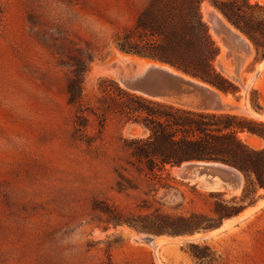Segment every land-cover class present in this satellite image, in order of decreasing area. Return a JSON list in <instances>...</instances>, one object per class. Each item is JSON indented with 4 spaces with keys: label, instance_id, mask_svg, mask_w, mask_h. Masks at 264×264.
I'll return each instance as SVG.
<instances>
[{
    "label": "rangeland",
    "instance_id": "374dc122",
    "mask_svg": "<svg viewBox=\"0 0 264 264\" xmlns=\"http://www.w3.org/2000/svg\"><path fill=\"white\" fill-rule=\"evenodd\" d=\"M147 2L0 0V264H264V203L197 238L264 201L253 174L244 178L237 169L242 188L225 196L181 179L176 166L160 178L139 172L126 163L122 139L142 130L112 116L100 133L89 116L83 140L74 136L67 92L74 70L80 62L86 66L84 102L94 101L101 78L120 84L115 35ZM203 5L221 14L210 0L201 4L220 53ZM248 41L252 53L245 64L247 51L237 67L233 57L214 61L237 88L234 94L216 90L228 98L223 104L235 108L193 110L264 122V54ZM88 137L90 144L84 141ZM238 137L254 150L264 148V139L255 134L243 131ZM232 205L243 209L208 230L172 234L170 227L180 223L166 219L196 214L202 219L190 223L202 227L213 223L215 208ZM147 236L163 241L154 247Z\"/></svg>",
    "mask_w": 264,
    "mask_h": 264
},
{
    "label": "trees",
    "instance_id": "16d2710c",
    "mask_svg": "<svg viewBox=\"0 0 264 264\" xmlns=\"http://www.w3.org/2000/svg\"><path fill=\"white\" fill-rule=\"evenodd\" d=\"M203 1L148 0L133 23L115 35L116 48L159 62L224 94H234L236 86L214 66L219 48L202 18ZM210 3L250 40L256 52L260 50L264 54V4L257 0H210ZM85 70V64L80 62L67 85L68 103L74 108L76 138L83 140L89 116L97 122L99 133L112 116L122 124H132L142 130V135L122 139L128 155L126 163L139 172L160 178L168 168L184 161L212 160L235 167L244 178L253 174L255 189H264V148L254 150L238 137L239 132L247 131L264 139V122L149 98L107 77L99 80L94 101L84 102L82 75ZM84 141L90 144L91 137ZM242 209L240 205L215 208L213 223L202 227L190 223L202 219L196 214L166 219L180 223L170 227L172 234L193 233L212 229L221 219L234 216ZM161 232L164 231H156Z\"/></svg>",
    "mask_w": 264,
    "mask_h": 264
},
{
    "label": "water",
    "instance_id": "95a60500",
    "mask_svg": "<svg viewBox=\"0 0 264 264\" xmlns=\"http://www.w3.org/2000/svg\"><path fill=\"white\" fill-rule=\"evenodd\" d=\"M238 32L243 36L240 31ZM231 34L233 40H239L241 42L238 37H236L233 33ZM227 38L229 39L226 34L221 35V40L225 44H228ZM233 53L232 50H228L225 55L233 57V63L237 67L240 60L239 58H236ZM132 67V70L127 74L120 72L117 75V79L120 84L129 91L191 109L205 110V108H207L213 111H229L235 108L231 105L222 106L217 101L215 93L209 88L203 87L199 83L189 78H185L180 74L172 73L163 67L147 65L139 72L136 64H133ZM232 79L236 80L234 77ZM204 96H209V104L199 101ZM175 168H177L178 177L181 179L186 180L189 183L191 181H196L195 183H192L195 186H197L198 183L196 179H201L200 181L202 183L200 187H204L210 191L214 185V181L218 183L219 189L224 192L230 190L233 191L240 184V178L233 170L237 169L219 161L190 160L182 162ZM145 239L148 242V240L152 238L147 236Z\"/></svg>",
    "mask_w": 264,
    "mask_h": 264
},
{
    "label": "bare ground",
    "instance_id": "6f19581e",
    "mask_svg": "<svg viewBox=\"0 0 264 264\" xmlns=\"http://www.w3.org/2000/svg\"><path fill=\"white\" fill-rule=\"evenodd\" d=\"M259 1L264 3V0H259ZM203 11H204L205 19L212 25V27L214 26L213 28H214V31H215V39H216L217 43H219L220 48L222 49L220 51L219 55L217 56V60L220 61L223 56H226L225 54H226L227 48H228V50H232V53L235 51L233 54L235 55L236 58H239V60H240L239 65L242 62L244 53L247 51L246 55L244 57L243 63H242V64H245L249 60V58L251 56V53H252V48H251V44L249 43V41L244 36H242L236 29H234L230 24H228L224 20V18L216 12L215 9H211L209 6H207V5L204 6L203 5ZM231 33H233L236 37H238L241 40V42L239 40L238 41L237 40L236 41L233 40V37H232ZM223 34H226L229 37V39L227 38L228 39V44L223 43V41L221 40V35H223ZM116 55L117 56L114 58V60H115V62L117 64H120L121 67H122V69H120V72H124L125 74H127L128 72H130L132 70V68H133L132 65L133 64H136L138 72L142 71L144 69V67H146L147 65H154V66L163 67V68L169 70L172 73L180 74V75L184 76L185 78H189V79L199 83L203 87L209 88L210 90H212L215 93L217 99L221 101L219 103L222 106H226L223 103L228 101V98L225 97L223 94H221L216 89L210 87L209 85L204 84L201 81L195 80L193 78H190L189 76L181 74V73L175 71L174 69H172V68H170V67H168L166 65H162V64H159V63L154 62V61L138 58L135 55L125 54V53L118 52V51H116ZM226 57H228V56H226ZM240 72H241V70H240ZM231 73L228 72L227 74L230 75ZM248 83H249V81H248ZM209 100H210L209 96H204L199 101L207 103V102H209ZM175 105H177V104H175ZM178 106H180V105H178ZM185 108H188V107H185ZM246 111H247V109H246ZM247 113L250 114V115H253V116L257 115L253 111H247ZM233 170H234V173H236L238 175V177L240 178V184L233 191H231V190L230 191H225V192L223 191L225 196H233L236 193H238L241 190V188H242V176L237 170H235V169H233ZM173 171L178 176L177 168H173ZM196 180L198 181L197 187L199 189L204 190V191H210V190L205 189L204 187H200V185L202 183L200 181L201 179H196ZM195 182L196 181H191L190 183H195ZM219 190H221V189H219L218 183L214 181V185L212 186L211 191H219ZM262 203H264L263 200L262 201H258L256 206H254V207L251 206V207H249L247 209H244L237 216L229 218L227 220H224V222H223L224 224L220 228H218L217 230H213L209 234L205 233V234H203V235H201V236H199L197 238L209 237V235L214 234L217 231H220V230L230 226L233 222H235V221L241 219L242 217L248 215L250 212H252L258 206H260ZM187 239H193V238H187ZM148 241H149V243L152 246L155 247L157 244L162 243L163 240L157 237V238L149 239Z\"/></svg>",
    "mask_w": 264,
    "mask_h": 264
}]
</instances>
